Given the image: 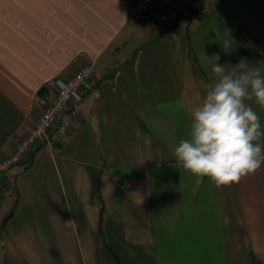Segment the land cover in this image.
Here are the masks:
<instances>
[{
	"label": "crops",
	"instance_id": "1",
	"mask_svg": "<svg viewBox=\"0 0 264 264\" xmlns=\"http://www.w3.org/2000/svg\"><path fill=\"white\" fill-rule=\"evenodd\" d=\"M169 1L0 0V157L95 65L71 130L0 171V264H264V165L216 187L174 157L216 56L264 75V0Z\"/></svg>",
	"mask_w": 264,
	"mask_h": 264
},
{
	"label": "clouds",
	"instance_id": "2",
	"mask_svg": "<svg viewBox=\"0 0 264 264\" xmlns=\"http://www.w3.org/2000/svg\"><path fill=\"white\" fill-rule=\"evenodd\" d=\"M215 59L214 82L192 111L188 137L174 149V157L185 171L221 187L239 183L264 165V124L250 103L264 110V75L243 59L230 71Z\"/></svg>",
	"mask_w": 264,
	"mask_h": 264
},
{
	"label": "built area",
	"instance_id": "3",
	"mask_svg": "<svg viewBox=\"0 0 264 264\" xmlns=\"http://www.w3.org/2000/svg\"><path fill=\"white\" fill-rule=\"evenodd\" d=\"M157 1L159 0H131L129 20L140 21L149 14ZM194 1L170 0L159 13L158 21L161 24H173L186 15ZM94 75L95 65L90 61L79 65L71 75L54 80L56 90L54 98L46 104L38 119L16 141L14 150L0 157V171L22 163L39 145L57 140L71 130L74 119L78 116L77 104L83 99Z\"/></svg>",
	"mask_w": 264,
	"mask_h": 264
},
{
	"label": "rangeland",
	"instance_id": "4",
	"mask_svg": "<svg viewBox=\"0 0 264 264\" xmlns=\"http://www.w3.org/2000/svg\"><path fill=\"white\" fill-rule=\"evenodd\" d=\"M4 191H5V190L0 191V196H1V193H2V192L4 193ZM3 197H4V196H3ZM0 198H2V197H0ZM16 260L20 261V259H18V258H16ZM15 264H20V263H19V262H15Z\"/></svg>",
	"mask_w": 264,
	"mask_h": 264
}]
</instances>
